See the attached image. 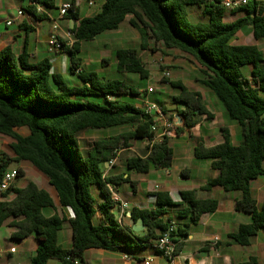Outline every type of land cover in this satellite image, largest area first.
<instances>
[{
    "label": "trees",
    "instance_id": "1",
    "mask_svg": "<svg viewBox=\"0 0 264 264\" xmlns=\"http://www.w3.org/2000/svg\"><path fill=\"white\" fill-rule=\"evenodd\" d=\"M46 13H38L33 6L25 13L39 21H47L49 12L58 9V0H34ZM86 1V0H85ZM100 11L94 16L80 18V8L65 19L77 22L76 42L65 46L62 52L70 59V72L77 74L80 84L70 85L55 71L48 58L35 60L28 50V40L16 52L9 45L0 51V135L10 139L7 152L0 155V182L11 164H27L38 175L39 181L24 186H12L0 195V232L3 227L13 229V240L23 241L34 236L38 247L30 264H48L55 260L61 264H84V253L90 249L131 253L140 244H153L166 229L164 217L176 211L178 218L200 223L205 215L219 208L216 199H199L195 190L180 192L179 203L164 192L156 191L155 210L131 211V220L143 219L144 236L139 237L116 217V204L109 185L115 189L131 183L130 174H113L106 168L114 158V151L123 142H141L151 137L153 119L140 108L121 99L138 94L137 89L125 81L106 79L96 72L82 69V43L98 36L117 31L126 22L140 34L141 48L146 51L150 42L165 50H176L187 55L200 66L205 76L199 80L210 89L232 121L239 124L243 141L232 144L227 128L221 129L223 142L194 149L197 160L208 161L216 173L200 190L210 192L221 189L239 193L234 210L249 214L251 222L240 225L228 237L236 244L247 247L252 239L264 231V207H260L253 193V183L264 176V51L257 45L235 44L233 40L246 27L252 37L264 41V5L261 0H250L237 10H229L223 0H101ZM189 8L202 11L207 21L192 22ZM242 13L232 22L228 15ZM155 52V49H150ZM117 70L121 73L148 78L139 52L134 48H120L116 52ZM248 66L252 69L245 72ZM163 82H170L163 77ZM171 85L180 90L174 98L184 105L176 114L183 117L184 127L177 129L175 137L184 130H193L198 118L208 114L200 92L189 91L179 82ZM100 99V101L91 100ZM162 106L163 103L158 102ZM165 108V106H164ZM166 114L173 118V114ZM130 126L126 133L100 138L84 149L81 135L88 131H104ZM17 129H27L23 136ZM174 152L170 140L157 145L146 157L127 160V169L137 174H149L152 167L169 169ZM18 170V179L27 173ZM127 174V178L124 175ZM185 176V172L182 173ZM9 192L15 198L5 200ZM68 209L73 218L55 214L47 217L45 209ZM72 229V247L65 249L58 236L65 225ZM189 223L179 224L177 234L187 232ZM180 245H177V254ZM241 264H260L251 256Z\"/></svg>",
    "mask_w": 264,
    "mask_h": 264
},
{
    "label": "rangeland",
    "instance_id": "2",
    "mask_svg": "<svg viewBox=\"0 0 264 264\" xmlns=\"http://www.w3.org/2000/svg\"><path fill=\"white\" fill-rule=\"evenodd\" d=\"M59 2V1H58ZM25 0H0V22H5L7 19L12 16H16L19 9L23 7H27ZM82 9H85L87 16H94L100 11V6L102 5L101 0H97L91 8L86 6V3L83 2ZM52 15L61 22L63 27H67L72 25V22L67 21L66 19L61 20L59 18L58 9L51 11ZM188 13L192 22H200L202 20L207 21V19L202 15V11L196 8H189ZM243 14H235L228 15L226 18L227 22H232L235 19L241 17ZM45 22V21H44ZM42 21H39V25L37 26V31L34 33L36 39L41 43V46H46L48 41H46V29L47 25ZM140 34L132 28L128 22L122 25V28L117 31H109L100 36H98L95 40L86 41L82 43V52L80 53V57L82 58V69H85L90 72H96L101 77L106 79H117L121 81H125L127 84L133 86L137 89L138 94L135 96H130L129 98H122V102H131L136 107H140L142 103V97L140 94L147 89L148 87H153L155 89V94L151 97L153 101L162 102L165 106L167 112L172 115L176 113L177 110H183L184 105L181 103H177L174 101V98L180 94V90L171 85V82H179L184 85L189 91L200 92L204 96H212L217 101L218 105L221 107V110L216 111V126L219 128L223 127H233L238 125L237 122L232 121L228 114L226 113L223 105L216 98L214 93L200 83L199 80L205 78V76L200 71V66L197 65L194 61H192L187 55L176 51V50H165L161 45L155 44L154 41L150 42L148 50L144 51L141 48L140 43ZM235 44H249V45H257L261 50L264 51V41L258 42L252 37V30L250 27L244 28L238 36L233 40ZM120 48H134L136 49L142 60L145 64V67L149 71L148 78L142 79L139 75L129 74V73H121L117 70V61H116V52ZM150 49H155V52H152ZM64 54V53H62ZM55 64V71L61 73L66 81L70 85H78L80 84L79 78L77 74H72L70 72V59L68 54H64V56L60 60V64L57 65L58 61L52 60ZM252 69V66H248L245 70L248 73ZM168 71L170 73V78L167 80L170 82H163L164 73ZM91 100L100 101V99L91 98ZM217 110V109H216ZM172 113V114H171ZM202 119H199L201 121ZM208 121H212L211 119H207ZM209 124V123H207ZM130 126H122L117 128H112L104 131H88L83 133L80 137L82 139V144L84 149L89 148L95 140L100 138H108L111 136H117L122 133H126L131 131ZM195 129V128H194ZM17 133L27 136L29 131L27 129H17ZM186 133L185 135H181L179 137H175L170 140V146L174 152V163L171 167V176H166L165 172H160V169H156L152 167L149 174H137L131 173V179L134 177V181H141L140 189H149L153 191L156 185H160L162 190H165L167 186L164 182L170 180L172 183V188L176 194L173 195V201L175 203H179L180 199V191L182 190H193L194 188H199L201 184V178L206 176L208 172L206 170L202 171L199 167H196V163H205L209 165L208 161L205 160H197L194 157V149L199 145L194 132L192 131V135L189 136ZM10 143V139L0 135V155H3L7 152V145ZM122 150L118 155L117 162L115 164L114 171L126 172L127 166L126 162L128 159L133 157H143L146 153V148L141 142L133 141L130 147H125L122 142L120 146L114 151V157L116 156V151ZM186 155V156H183ZM188 157H194L193 164L189 163ZM186 159V160H185ZM183 166L189 167L193 170H197L202 175L198 176V181L193 180H181V170ZM24 168L26 171V175L20 179H18L14 185L16 187L24 186L26 183L30 181H39L40 175H38L29 165L27 164H16L13 163L10 165L9 170H15L18 168ZM116 171V172H117ZM143 180L146 182L143 183ZM209 179H206L208 181ZM264 180V178H263ZM204 181V182H206ZM125 188L131 192V185H120L116 191L118 194L124 199H128L133 202H138L136 194L127 195L125 193ZM217 189V188H216ZM219 190V189H218ZM216 190H214V195H216ZM141 192V191H139ZM151 200H154L155 197H151ZM222 208L227 207V202H222ZM51 212V210H47ZM169 217L173 218V221L179 224L189 223L188 219L178 218L176 211L169 212ZM192 231H202L203 226L202 223L198 225H191ZM13 229H7L3 227L0 232V248L5 249L7 246H16L19 244H12L10 239V232ZM21 245V244H20ZM251 250V247L247 248ZM258 255L261 259V264H264V247L259 248ZM11 261L7 255H1L0 264H10Z\"/></svg>",
    "mask_w": 264,
    "mask_h": 264
},
{
    "label": "crops",
    "instance_id": "3",
    "mask_svg": "<svg viewBox=\"0 0 264 264\" xmlns=\"http://www.w3.org/2000/svg\"><path fill=\"white\" fill-rule=\"evenodd\" d=\"M27 3L25 6L28 7L29 0H25ZM58 8L61 4L65 2H70L72 0H58ZM97 1V0H96ZM95 1V2H96ZM85 2L87 5V0L80 1V18L87 16L85 9H82V3ZM261 3L264 5V0H261ZM25 7H23L24 9ZM93 8V7H92ZM101 8V6H100ZM92 10L91 8H89ZM49 14V19L45 21L47 25L46 29V41H48L49 36L52 33L53 29V21H57L60 26V34L62 35L64 31L72 28L74 26V22L72 20L66 19L67 21L72 22V25L63 27L61 22L57 20L51 12ZM17 16V14H16ZM14 16V17H16ZM13 16L6 21L14 18ZM63 20V19H61ZM5 21V22H6ZM5 22H0V51L3 50L6 46L11 45L16 52H19L25 40H28V50L30 54L33 56L35 60H42L45 58L50 59L51 61H58L57 65L60 64L61 58L64 56V52L50 51L48 44L46 46H41V43L36 39L34 33L37 31V26L39 25V20L34 18L32 15L25 13V16L20 18L12 27H6ZM252 30V29H251ZM260 43V42H259ZM64 53V54H62ZM54 64V62L52 61ZM55 67V64H54ZM203 105L205 106L207 113L198 118L195 129L192 131L196 136L199 144H204L206 147L216 146L223 142V136L221 129L227 128L230 133L231 143L238 145L243 141L241 127L238 125L233 127H223L219 128L216 126V111L221 110L217 101L212 96H204L202 93ZM158 102V101H155ZM162 103V102H161ZM217 109V110H216ZM169 114V113H168ZM172 114V113H171ZM178 114L173 113V116ZM199 119H202L199 121ZM207 119H211L212 121H208ZM209 123V124H207ZM192 131L184 130V135L191 136ZM183 135V134H182ZM183 156H186L183 154ZM186 160V159H185ZM189 163L193 164L194 157H188ZM174 163V160H173ZM196 167L202 169V171L210 170L206 176H203L200 183H206V179L213 178L216 173L212 171L207 164L196 163ZM106 168L113 174H133V171L126 169V172L114 171V168L107 167ZM157 169V168H156ZM117 171V172H116ZM160 172H165L166 176H171V168L169 169H160ZM185 172V176H182V173ZM127 174L124 175V178H127ZM202 174L197 170H193L189 167H184L181 170V180H193L198 181V176ZM263 177H260L253 183V193L260 207H264V180ZM206 181V182H204ZM146 182L143 180V183ZM166 183L165 190H162L160 185H156L153 191L149 189H140L141 181H134L131 179V183H124V185H131V192L127 188H125V193L127 195L136 194L138 202H133L130 200H126L121 197L124 201L128 202L132 208H137L138 210H155L156 209V199L151 200L153 197V193L157 191V187H159L160 192L167 193L173 200V195L176 194L172 188V183L170 180L164 182ZM201 184L199 188H194L193 190L197 193V198L199 199H216L219 201V208L215 213L205 215L201 219L200 223H202L203 230L202 231H192V226L195 225L189 221L190 226H186L187 232L184 234H177L176 240L177 245H180V250L178 252V257L176 259V264H241L249 260L251 256H256L259 258L260 264L261 259L258 255L259 248L264 247V231L259 233L257 238L252 239L251 245L247 247L240 246L233 242L228 236L235 232L240 225L248 224L251 222V217L246 213H239L234 210L235 201L240 197L239 193H227L222 191L221 189H213L210 192H203L200 188L204 185ZM118 188V187H117ZM116 188V189H117ZM214 190H216V195H214ZM141 191V192H139ZM186 191V190H182ZM181 192V191H180ZM222 202H227V207L222 208ZM47 210H51L48 212ZM171 212V211H169ZM168 212V214H169ZM44 214L47 217H51L55 214L60 216H64L67 221H70L73 216L70 210L62 209L58 205H56V209H45ZM166 214L164 219L169 220L172 217ZM116 217L118 219V212L116 210ZM140 220V219H139ZM131 220V212H128L126 216L121 220L123 224L132 229L134 233H136L139 237L144 236V230L140 232H135L133 230L136 227V224L139 222ZM198 223V224H200ZM197 224V225H198ZM11 233V232H10ZM218 238V240H216ZM59 244L65 248L70 249L72 247V229L67 222L64 229L59 232L58 236ZM12 244H19L16 246H7V248H0V257L1 255H7L11 261L10 264H30L32 256L36 253L38 242L36 241L34 236H31L23 241H16L12 238L10 239ZM251 247V250L247 248ZM152 258L151 264H168L166 259L159 256L153 244L143 245L140 244L139 248H136L134 252L131 253H122V252H111L102 249H90L84 253V264H144L148 258ZM48 264H61L58 261L52 260Z\"/></svg>",
    "mask_w": 264,
    "mask_h": 264
},
{
    "label": "built area",
    "instance_id": "4",
    "mask_svg": "<svg viewBox=\"0 0 264 264\" xmlns=\"http://www.w3.org/2000/svg\"><path fill=\"white\" fill-rule=\"evenodd\" d=\"M81 0H72L70 2H65L61 4L58 8L59 18L65 19L69 16L72 12H76L77 8L80 6ZM96 0H87V5L89 8H92L95 4ZM250 0H223V5L225 8L229 10H237L246 6ZM28 6H33L37 9L38 13H46L44 8L39 5L34 0H29ZM25 16V11L23 8L19 9L17 12V16L6 21V27H12L14 24L22 17ZM74 22V26L66 31L61 35L60 34V26L58 25L57 21H53V29L52 33L48 39V47L50 51H57L62 52L65 46H72L76 42L75 37V26L77 22ZM81 69L76 71L77 74L81 73ZM165 79L170 78V73L166 71L164 73ZM155 94V89L153 87H148L145 89L140 96L142 97V103L139 107L143 113L151 117L153 119V124L151 126V137H147L142 141V144L146 148V157L150 155L155 147L165 140H171L175 138V133L177 129L184 127V120L183 117L180 115L173 116V118H169L166 114L164 106L155 102L151 99V97ZM187 130V129H186ZM122 150L116 151V156L107 163V167L111 168L114 167L118 155L121 153ZM18 170H8L3 180L0 182V195L6 194L8 191L11 190L12 186H15L14 183L18 180ZM16 187V186H15ZM109 189L112 193V199L116 204V210L118 212V220L121 221L128 212L132 211V206L124 201L116 189L109 185ZM159 187H157V191ZM15 198L14 192H9L7 198L5 200H12ZM178 230V225L174 221H168L167 227L165 231L157 237L153 241V245L158 253L159 256L166 259L168 264H176L177 255V240H176V233ZM218 240V238L216 239ZM152 258H148L144 261V264H151Z\"/></svg>",
    "mask_w": 264,
    "mask_h": 264
},
{
    "label": "water",
    "instance_id": "5",
    "mask_svg": "<svg viewBox=\"0 0 264 264\" xmlns=\"http://www.w3.org/2000/svg\"><path fill=\"white\" fill-rule=\"evenodd\" d=\"M145 229L143 219H140L139 222L136 224V227L133 228L135 232H140Z\"/></svg>",
    "mask_w": 264,
    "mask_h": 264
}]
</instances>
